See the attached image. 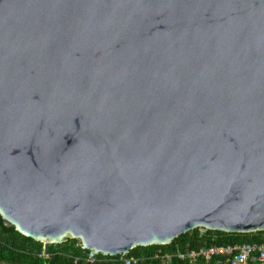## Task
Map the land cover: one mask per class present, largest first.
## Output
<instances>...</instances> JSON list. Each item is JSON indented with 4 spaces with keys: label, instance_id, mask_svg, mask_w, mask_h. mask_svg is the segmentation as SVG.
<instances>
[{
    "label": "water",
    "instance_id": "water-1",
    "mask_svg": "<svg viewBox=\"0 0 264 264\" xmlns=\"http://www.w3.org/2000/svg\"><path fill=\"white\" fill-rule=\"evenodd\" d=\"M0 218L92 261L264 231V0H0Z\"/></svg>",
    "mask_w": 264,
    "mask_h": 264
},
{
    "label": "trees",
    "instance_id": "trees-1",
    "mask_svg": "<svg viewBox=\"0 0 264 264\" xmlns=\"http://www.w3.org/2000/svg\"><path fill=\"white\" fill-rule=\"evenodd\" d=\"M262 232L246 234L225 233L219 231L199 230L187 232L164 246L137 247L131 250L126 258H136L139 264H190L180 261L174 255L191 249L207 246H232L236 244H260ZM157 255V257H155ZM172 255L164 263L162 256ZM0 264H123L120 255L115 257L98 255L95 260L88 258V252L76 245L75 240L62 244H42L19 234L13 228L5 227L0 218ZM191 264H223L221 259L206 262L202 259Z\"/></svg>",
    "mask_w": 264,
    "mask_h": 264
},
{
    "label": "built area",
    "instance_id": "built-area-1",
    "mask_svg": "<svg viewBox=\"0 0 264 264\" xmlns=\"http://www.w3.org/2000/svg\"><path fill=\"white\" fill-rule=\"evenodd\" d=\"M201 233L205 230L199 229ZM263 241L257 243L236 244L232 246H207L200 249H191L186 252H177L174 257L180 261L194 263L198 259L206 262L214 259H221L223 264H264V231ZM157 257V255L155 256ZM173 258L172 255L162 256L164 263ZM120 260L123 264H139L140 260L130 257L126 258L125 255H120Z\"/></svg>",
    "mask_w": 264,
    "mask_h": 264
}]
</instances>
